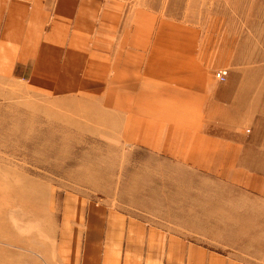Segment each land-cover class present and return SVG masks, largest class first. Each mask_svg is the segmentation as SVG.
<instances>
[{"label": "crops", "instance_id": "crops-1", "mask_svg": "<svg viewBox=\"0 0 264 264\" xmlns=\"http://www.w3.org/2000/svg\"><path fill=\"white\" fill-rule=\"evenodd\" d=\"M189 4L0 0V99L20 85L85 96L109 143L210 176L214 196H236L227 186L264 201V61L238 14L223 30L219 17L202 20ZM63 202L56 264H259L109 203Z\"/></svg>", "mask_w": 264, "mask_h": 264}, {"label": "rangeland", "instance_id": "rangeland-1", "mask_svg": "<svg viewBox=\"0 0 264 264\" xmlns=\"http://www.w3.org/2000/svg\"><path fill=\"white\" fill-rule=\"evenodd\" d=\"M186 1L202 20L219 17L223 30L238 14L240 33L264 61V0ZM15 90L0 99V264H56L63 200L74 195L262 264V197L227 186L222 192L236 196H214L219 188L210 176L109 143L85 96Z\"/></svg>", "mask_w": 264, "mask_h": 264}, {"label": "built area", "instance_id": "built-area-1", "mask_svg": "<svg viewBox=\"0 0 264 264\" xmlns=\"http://www.w3.org/2000/svg\"><path fill=\"white\" fill-rule=\"evenodd\" d=\"M216 78H218L221 81L226 80L227 78V71L226 70H219L216 72Z\"/></svg>", "mask_w": 264, "mask_h": 264}]
</instances>
